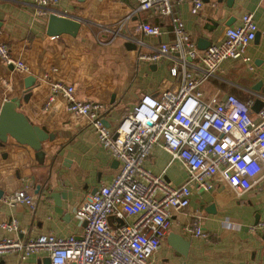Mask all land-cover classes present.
<instances>
[{
	"label": "crops",
	"instance_id": "0c3cea01",
	"mask_svg": "<svg viewBox=\"0 0 264 264\" xmlns=\"http://www.w3.org/2000/svg\"><path fill=\"white\" fill-rule=\"evenodd\" d=\"M189 6L183 0L171 8L188 35L195 43L201 37L204 46L206 41H219L223 28L238 24L242 12L252 13L256 33L242 51L252 69L240 57L225 58L199 89L204 97L232 93L240 100L257 99L264 109V0H203L195 13ZM35 7L27 0H0V42L26 66L16 70L0 61V105L5 99L21 97L23 78L34 77L18 110L49 133L41 154L10 136L0 142V222L14 218L24 229L16 233L0 228V238L79 234L82 223L74 217V207L117 171L116 159L98 142L86 116L67 110L61 94L46 103L50 82L72 85L76 99L103 103V119L113 130L140 92L155 94L163 78H174L168 72V57L155 62L139 57L172 39L168 15L140 9L138 0H52L47 6L51 12L70 15L79 25L74 34L50 35L48 14L37 13ZM144 21L156 24L159 33L140 30L137 26ZM192 69L197 70V65ZM143 163L171 185L187 179L180 161L157 144L150 147ZM21 187L33 194V207L3 202L4 194ZM190 190L185 207L169 210V227L150 254L149 264H264V224H257L264 221V173L240 193L221 182L207 190L192 184ZM56 194L59 206L54 203ZM114 220L110 216L111 227L120 222ZM193 221L205 237L184 228ZM0 264L51 263L46 252L38 250L23 257L6 251L0 254Z\"/></svg>",
	"mask_w": 264,
	"mask_h": 264
},
{
	"label": "built area",
	"instance_id": "2783aa9c",
	"mask_svg": "<svg viewBox=\"0 0 264 264\" xmlns=\"http://www.w3.org/2000/svg\"><path fill=\"white\" fill-rule=\"evenodd\" d=\"M27 1L36 6L37 13L51 12L47 6L52 0ZM180 1L138 0V8L168 15L173 33L170 41L160 42L139 57L149 62L168 57V72L174 78H163L155 94L140 92L113 130L103 122V103L76 99L72 85L50 82L46 103L61 94L67 110L86 116L98 142L116 159L117 171L109 182L74 207L73 215L82 223L79 234L41 233L26 238L5 235L0 238V254L15 251L23 257L43 250L51 264H149L150 254L169 227V210L187 205L192 184L207 190L221 182L240 193L250 189L264 173V109L252 112L251 98L240 100L232 93L223 98L204 97L199 89L225 58L240 57L252 69L242 51L256 33L253 15L242 12L238 24L223 28L219 41L198 48L179 16L172 12V4ZM188 1L191 13L203 2ZM137 27L147 34L159 33L158 26L147 21ZM0 61L16 70L26 69L2 42ZM194 65L197 70L192 69ZM154 144L180 161L187 172L185 182L171 185L161 174L144 166ZM2 200L8 205H34V196L25 187L4 194ZM124 215L131 219L124 220ZM110 216L120 220L114 227L110 226ZM257 224L263 225L264 221ZM0 228L24 232L14 218L0 222ZM184 228L206 236L194 221Z\"/></svg>",
	"mask_w": 264,
	"mask_h": 264
},
{
	"label": "water",
	"instance_id": "95a60500",
	"mask_svg": "<svg viewBox=\"0 0 264 264\" xmlns=\"http://www.w3.org/2000/svg\"><path fill=\"white\" fill-rule=\"evenodd\" d=\"M229 24V22H227ZM79 25V20L67 15L50 12L47 15L46 20V33L47 34H59L62 32L74 34ZM204 42L201 37L196 40V46L198 48H204ZM126 45L131 44V47H135V43L132 41H126ZM8 67H11L8 65ZM34 77L27 75L23 78L24 93L21 97H12L5 99L0 105V142H4L7 136H10L17 142L26 143L35 150L36 154H41L42 142L49 137V133L44 128L32 123L28 118L18 110L20 100H25L29 94V87L32 86ZM255 88V86H254ZM261 101L254 100L251 105L253 110H257ZM104 124L106 121L103 119ZM108 125V124H107ZM95 191V190H94ZM92 191V192H94ZM91 192V193H92ZM1 194V191H0ZM62 196V193H61ZM59 194H56L54 198L55 205L59 206Z\"/></svg>",
	"mask_w": 264,
	"mask_h": 264
}]
</instances>
